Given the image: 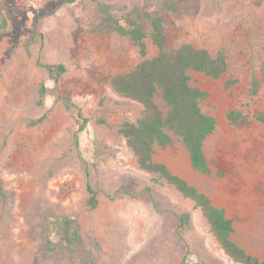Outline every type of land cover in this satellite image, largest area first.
I'll list each match as a JSON object with an SVG mask.
<instances>
[{"label":"rangeland","instance_id":"rangeland-1","mask_svg":"<svg viewBox=\"0 0 264 264\" xmlns=\"http://www.w3.org/2000/svg\"><path fill=\"white\" fill-rule=\"evenodd\" d=\"M96 16L92 0H0V23L6 20L0 30V264H34L47 234L64 248L45 250L39 264H78L84 249L97 264H238L190 200L167 185L148 191L150 174L117 133L120 123L139 117L141 106L109 84L140 55L126 36L91 32ZM164 28L165 48L182 42L222 48L228 66L220 77L190 72V83L208 93L202 111L216 119L204 143L210 173L191 166L176 137L155 145L153 158L222 207L233 220V240L264 261V123L253 118L264 113V0H183L164 16ZM147 44L150 58L158 49L150 39ZM44 65L64 71L48 74ZM156 101L166 113L161 98ZM78 111L88 119L82 131ZM231 111L238 116L229 118ZM101 117L108 124L97 123ZM123 177L138 181L136 196L117 192ZM88 184L97 192L95 208L87 206ZM183 212L191 214L189 228L180 226ZM62 217L76 218L81 243L69 239Z\"/></svg>","mask_w":264,"mask_h":264},{"label":"trees","instance_id":"trees-1","mask_svg":"<svg viewBox=\"0 0 264 264\" xmlns=\"http://www.w3.org/2000/svg\"><path fill=\"white\" fill-rule=\"evenodd\" d=\"M95 3L96 19L91 24V32L116 33L128 37L137 47L140 60L129 70L113 75L109 84L119 96L133 100L140 106V115L135 121H123L117 127V133L124 139L135 158L138 167L150 174L151 185L147 187L150 193L157 186L172 187L183 198L190 200L194 208L198 209L206 221L209 232L214 237L224 253L238 264H264L258 256L248 252L232 238L234 230L232 218L225 210L213 203L210 197L189 183L185 178L172 172L163 161L153 158L154 147L167 146L176 137L188 151L190 164L201 173H210V165L204 152L207 137L216 128V119L202 111L200 101L208 93L190 83V72H200L209 77H220L227 69L228 62L224 49L219 48L211 52L206 47L196 46L191 42H182L176 47L165 48L166 37L164 16L169 12H176L183 0H144L142 4L132 6H118L105 0H92ZM195 3L198 0H192ZM118 10L120 14L116 13ZM146 23L150 29H146ZM6 25V20L0 23V30ZM158 49L157 54L146 58L148 53L147 40ZM32 39L26 41L29 46ZM48 74L63 72L64 68L50 65L43 66ZM54 79H56L54 77ZM258 82L253 79L250 93L256 95ZM39 105H44L47 87L42 82L39 87ZM160 97L168 110L166 113L156 101ZM66 109L73 106L65 100ZM238 116L234 111L229 112V118ZM78 121L81 120L80 130H84L88 119L77 112ZM44 118V114L37 119L28 120L34 125ZM253 118L264 123V113L255 112ZM99 124H108L105 118L96 120ZM98 152V150H96ZM138 181L133 177H123L117 190L120 195L136 196ZM89 197L87 206L95 208L98 203L97 192L91 185H87ZM181 228H189L192 217L189 212L179 215ZM67 226L71 231L69 238L73 242L81 243L80 224L76 218L62 217L59 224ZM36 251L33 263L42 261L44 251L53 252L63 249L59 241L48 236ZM95 245L99 242L95 241ZM72 252V250H69ZM78 264H97L89 249H84ZM206 264V263H201Z\"/></svg>","mask_w":264,"mask_h":264}]
</instances>
